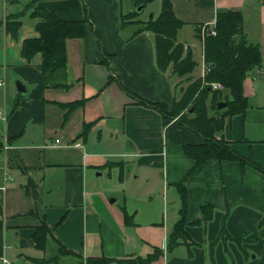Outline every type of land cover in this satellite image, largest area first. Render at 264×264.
Segmentation results:
<instances>
[{
  "label": "crops",
  "instance_id": "1",
  "mask_svg": "<svg viewBox=\"0 0 264 264\" xmlns=\"http://www.w3.org/2000/svg\"><path fill=\"white\" fill-rule=\"evenodd\" d=\"M169 1L183 21L176 40L197 66L183 33L193 25L197 77L205 62L195 27H211L218 10H239L259 46L261 66L243 82L244 113L225 116L215 133L244 162L196 165L185 154L204 139L154 105L168 112L182 80L157 67L153 33L143 29L154 15L129 16L133 0H0V257L9 264H94L88 256L109 258L104 264H264V0ZM38 7L84 19L82 36L66 40L67 88L43 86L40 52L21 55L23 39L39 35L31 14ZM11 15L21 20L15 36L4 27ZM17 79L26 91L16 90ZM180 220L185 234L171 244ZM42 222L48 232L38 247ZM222 227L236 239L220 236Z\"/></svg>",
  "mask_w": 264,
  "mask_h": 264
},
{
  "label": "trees",
  "instance_id": "2",
  "mask_svg": "<svg viewBox=\"0 0 264 264\" xmlns=\"http://www.w3.org/2000/svg\"><path fill=\"white\" fill-rule=\"evenodd\" d=\"M149 1L133 0V3L135 7H143ZM31 14L39 18L35 23V29L39 35L23 39L21 55L28 59L34 53L40 52L42 60L39 70L42 74L43 86L67 88L70 84L66 73V40L82 36L84 19H64L42 7L33 9ZM137 14L138 11L134 9L129 16L135 17ZM20 24L18 15L8 16L4 21L5 30L12 36H15ZM182 24L183 21L174 14L170 1L162 0L159 13L144 21L143 29L153 33L157 67L161 71L170 69L172 74L180 77L184 82L189 80L196 61L192 57L191 50L176 40L177 30ZM203 28L202 35L200 25L196 26L195 35L202 42L203 59L209 67L208 70L203 77L198 76L185 88L181 87L180 98L172 101L168 112L165 105L159 103L154 105L162 114L177 117L188 128L203 137L202 143L183 147L185 154L192 157L196 165L210 157L237 159L244 162V159L233 148L226 145L222 138H217L215 133L222 129L225 116L244 113L247 97L244 94L243 82L250 71L261 66L260 49L257 43L248 40L243 30V16L239 10H218L213 25ZM208 29L213 32L211 33ZM205 82L207 84H204ZM209 82L220 83L222 89H212ZM220 100L226 102L223 109L217 108V102ZM83 101L84 99L75 100L64 106L71 110ZM211 110L216 114H210ZM86 129L87 125L84 124L82 133H85ZM179 190L183 209L185 187L180 185ZM46 232L48 229L44 222L35 228L33 235L38 247H43ZM184 234L183 221L180 220L170 234L171 244H176L177 239ZM221 235L236 239L226 233L223 227L220 230ZM59 249L61 253H69L62 245ZM108 260L109 258L103 256L86 258L87 262L94 264H104Z\"/></svg>",
  "mask_w": 264,
  "mask_h": 264
},
{
  "label": "rangeland",
  "instance_id": "3",
  "mask_svg": "<svg viewBox=\"0 0 264 264\" xmlns=\"http://www.w3.org/2000/svg\"><path fill=\"white\" fill-rule=\"evenodd\" d=\"M155 3H157V6H155ZM159 3H160V0H150L143 7H141L139 10H137L138 6H136L134 9H136L138 11L137 15H138L139 18H145L146 16H148L150 14V12L154 15L153 17H155L158 14V12H159V10H158ZM192 27H193L192 24L190 26H186L185 27V31L183 33H184V39L187 40V42L190 43V46L192 47L193 53L195 54V56H197L198 64H197V66L194 67V70L192 71L195 76L194 75L192 76V73H191V76H190L189 80L182 82V88H185L192 81V79L196 78L197 77L196 75H198L200 70H201V66H200L201 64L199 62V51H198V47H197V42L193 41L194 38L192 36V34H193V28ZM203 29L204 28L201 26L200 27V33L202 35H203V32H204ZM203 75L201 77H203ZM202 82H203V79H202ZM210 83L211 82H209V84ZM204 84H207V83L205 82ZM209 113L212 114V115L216 114V112L212 111V110L209 111ZM95 177H96L97 181L100 182V181H102L104 176L96 175Z\"/></svg>",
  "mask_w": 264,
  "mask_h": 264
},
{
  "label": "water",
  "instance_id": "4",
  "mask_svg": "<svg viewBox=\"0 0 264 264\" xmlns=\"http://www.w3.org/2000/svg\"><path fill=\"white\" fill-rule=\"evenodd\" d=\"M141 8V6L137 7V10H139ZM208 31H210V29H208ZM15 85H16V90L20 91V92H24L26 91V87L17 79L15 80ZM226 105V102L223 100H220L217 102V108L221 109ZM191 110V109H190Z\"/></svg>",
  "mask_w": 264,
  "mask_h": 264
},
{
  "label": "built area",
  "instance_id": "5",
  "mask_svg": "<svg viewBox=\"0 0 264 264\" xmlns=\"http://www.w3.org/2000/svg\"><path fill=\"white\" fill-rule=\"evenodd\" d=\"M210 32L212 33L213 30L210 29ZM204 73L208 70V65L205 63L204 64ZM210 86L213 88V89H222V85L218 82H211L210 83ZM56 142H58V139L55 140ZM0 264H9V261L5 258V257H0Z\"/></svg>",
  "mask_w": 264,
  "mask_h": 264
}]
</instances>
